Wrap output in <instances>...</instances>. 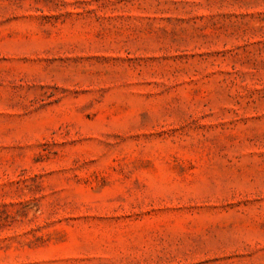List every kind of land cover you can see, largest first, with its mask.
<instances>
[{"label": "rangeland", "instance_id": "obj_1", "mask_svg": "<svg viewBox=\"0 0 264 264\" xmlns=\"http://www.w3.org/2000/svg\"><path fill=\"white\" fill-rule=\"evenodd\" d=\"M0 264H264V0H0Z\"/></svg>", "mask_w": 264, "mask_h": 264}]
</instances>
